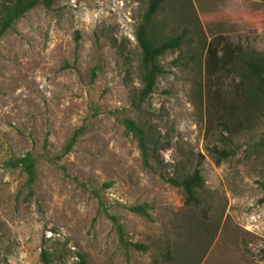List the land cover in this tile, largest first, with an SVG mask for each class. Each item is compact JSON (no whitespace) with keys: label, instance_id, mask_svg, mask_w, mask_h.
<instances>
[{"label":"rangeland","instance_id":"rangeland-1","mask_svg":"<svg viewBox=\"0 0 264 264\" xmlns=\"http://www.w3.org/2000/svg\"><path fill=\"white\" fill-rule=\"evenodd\" d=\"M147 3L53 0L0 37V264H43L42 245L62 250V264H77L76 252L86 264H264V104L229 134L216 108L237 98L241 63L206 69L214 38L264 51V0H163L156 33L181 43L161 56L164 73L138 104L136 30ZM125 117L155 128L163 172L199 165L209 231L179 188L142 165ZM213 146L235 150L216 164ZM27 151L36 159L30 194L23 171L3 165ZM142 202L151 220L127 208ZM103 209L147 250L124 247Z\"/></svg>","mask_w":264,"mask_h":264},{"label":"trees","instance_id":"trees-1","mask_svg":"<svg viewBox=\"0 0 264 264\" xmlns=\"http://www.w3.org/2000/svg\"><path fill=\"white\" fill-rule=\"evenodd\" d=\"M53 0H8L0 1V37L12 26V24L23 16L28 10L34 8L38 4L44 7L51 5ZM163 0H148L147 8L142 16V20L136 30V38L140 48V57L138 63V77L141 86L135 92L138 104L144 102L153 93L159 77L164 73V66L161 62V56L167 51L176 49L180 46L181 38L179 35L168 37H159L156 33L154 23L155 15ZM253 20V19H251ZM256 22L255 20H253ZM220 49V55H217V49ZM241 63V71H243L242 79L238 84L237 98L233 100L230 106L219 104L216 113L222 118L224 117V126L229 134H233L239 126L244 124L248 119V113L252 108L261 107L264 104V51H242L236 46H231L226 42H216L215 38L211 39L207 48L206 69L208 72H214L219 68H224L232 62ZM235 66V65H234ZM124 132L130 135L135 141L139 150L142 165L152 170L170 185L181 190L183 195V203L198 211L200 217L196 219L197 227L200 230H210L209 206L204 194V178L199 165H195L191 170L186 169L179 164H175L170 173L163 172V159L159 157L158 146L161 143L156 137L155 128L147 123H141L130 117L121 120ZM83 126L74 129L72 135L64 144L58 154V158L67 154L77 136L82 132ZM235 148H217L209 147L208 151L213 155L216 164L222 159L231 156ZM36 159L35 156L27 151L23 155L17 157H9L3 161V165L8 168L19 167L25 174L24 186L27 187L29 194L32 191V185L36 178ZM264 199V198H263ZM262 199V200H263ZM102 206V201L98 200ZM130 211L151 220L150 205L146 202L129 205ZM108 218L111 220L120 243L124 247H133L136 250L146 251L147 245L140 242H132L125 238L122 223L114 214L108 213L103 209ZM201 223V224H200ZM62 250L57 247H47L42 245L40 250V261L43 264H51L55 257L58 264H62ZM78 256L77 264H86L83 253L76 252ZM126 264H131L129 257L126 256Z\"/></svg>","mask_w":264,"mask_h":264}]
</instances>
